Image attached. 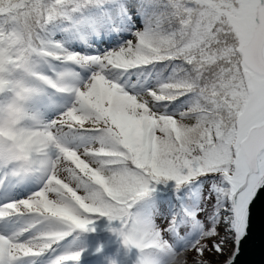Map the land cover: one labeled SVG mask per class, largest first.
Listing matches in <instances>:
<instances>
[{"label":"snow or ice","instance_id":"6c2138e0","mask_svg":"<svg viewBox=\"0 0 264 264\" xmlns=\"http://www.w3.org/2000/svg\"><path fill=\"white\" fill-rule=\"evenodd\" d=\"M262 191L264 0H0V264L78 262L95 214L236 264Z\"/></svg>","mask_w":264,"mask_h":264},{"label":"trees","instance_id":"16d2710c","mask_svg":"<svg viewBox=\"0 0 264 264\" xmlns=\"http://www.w3.org/2000/svg\"><path fill=\"white\" fill-rule=\"evenodd\" d=\"M160 211L162 213L167 212V206L164 203L160 205ZM95 226H91L87 230L78 229V248L81 250V246L84 243H87V246H98L99 242L106 243V247L101 251L100 255L96 257L97 259H108L110 257L114 258V261L126 262V259L130 255L138 256L135 254H129L128 250L121 244L123 241H120V236L117 232H114L112 229L119 226L118 221H109L108 217L100 216L95 214L91 217ZM157 222H162V218L158 217ZM97 224V225H96ZM92 229H95L94 231ZM89 233H91L89 235ZM102 239V240H101ZM124 244V243H123ZM135 249V248H133ZM134 251H138L135 249ZM116 264V263H115ZM136 264V262L134 263Z\"/></svg>","mask_w":264,"mask_h":264},{"label":"water","instance_id":"95a60500","mask_svg":"<svg viewBox=\"0 0 264 264\" xmlns=\"http://www.w3.org/2000/svg\"><path fill=\"white\" fill-rule=\"evenodd\" d=\"M236 264H264V191L252 205L249 232L241 242Z\"/></svg>","mask_w":264,"mask_h":264},{"label":"rangeland","instance_id":"374dc122","mask_svg":"<svg viewBox=\"0 0 264 264\" xmlns=\"http://www.w3.org/2000/svg\"><path fill=\"white\" fill-rule=\"evenodd\" d=\"M91 226H95V224L94 223L90 224L88 226V229ZM90 234L91 233H89V235ZM121 240H122V237H120V241ZM230 241L233 243L232 240H230ZM106 243H105V241L104 242L101 241V242H99L98 246H87V243H84V244L80 245L81 246V251H82V255L81 256L83 258H85V257H88L86 255H95V254L99 253V251L106 246ZM121 244L125 247V245L123 243H121ZM125 248L128 250L129 254L138 255V251H134L135 249L132 248L131 250H129L127 247H125ZM136 259H137L136 256L130 255V256L127 257L126 262H124V261L123 262L122 261L121 262L116 261L115 263L116 264H134L136 262ZM113 261H114V258H112V257H110L108 259H101L100 258V259H97V260H96V257H95L90 262H88V258H85V259H81L80 258V260L78 262H74V264H113Z\"/></svg>","mask_w":264,"mask_h":264},{"label":"bare ground","instance_id":"6f19581e","mask_svg":"<svg viewBox=\"0 0 264 264\" xmlns=\"http://www.w3.org/2000/svg\"><path fill=\"white\" fill-rule=\"evenodd\" d=\"M221 234L223 235V229H221ZM231 241H229V251H232V250H234V247H235V244H234V241H233V243L231 242Z\"/></svg>","mask_w":264,"mask_h":264}]
</instances>
